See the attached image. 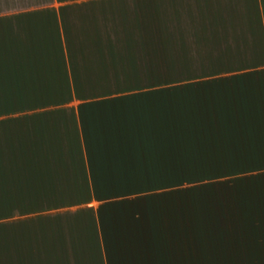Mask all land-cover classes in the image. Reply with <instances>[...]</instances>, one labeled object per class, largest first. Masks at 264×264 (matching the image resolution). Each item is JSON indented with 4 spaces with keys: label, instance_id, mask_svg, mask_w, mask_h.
<instances>
[{
    "label": "crops",
    "instance_id": "1",
    "mask_svg": "<svg viewBox=\"0 0 264 264\" xmlns=\"http://www.w3.org/2000/svg\"><path fill=\"white\" fill-rule=\"evenodd\" d=\"M0 264H264V0H0Z\"/></svg>",
    "mask_w": 264,
    "mask_h": 264
}]
</instances>
